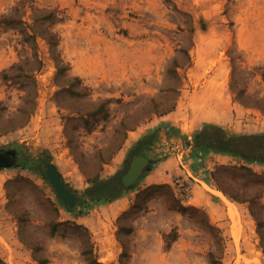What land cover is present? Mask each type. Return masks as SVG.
I'll return each instance as SVG.
<instances>
[{"label": "rangeland", "instance_id": "1", "mask_svg": "<svg viewBox=\"0 0 264 264\" xmlns=\"http://www.w3.org/2000/svg\"><path fill=\"white\" fill-rule=\"evenodd\" d=\"M203 123L264 133V0H0V264H264V163L198 150ZM136 154L75 212L43 175L83 195Z\"/></svg>", "mask_w": 264, "mask_h": 264}, {"label": "trees", "instance_id": "2", "mask_svg": "<svg viewBox=\"0 0 264 264\" xmlns=\"http://www.w3.org/2000/svg\"><path fill=\"white\" fill-rule=\"evenodd\" d=\"M212 131V132H211ZM154 133L151 132L138 140L135 144V149L142 152L143 149L151 148ZM249 139H264V133L260 134H230L223 127L211 123H203L194 134L195 147L203 152L215 151L217 153L230 154L238 156L249 163H264V152H252L251 148L247 146L246 140ZM150 160L148 159L147 169L150 167ZM46 176L45 174H43ZM76 195V202L74 206L61 204L71 212L76 209L86 207V199L88 198L92 204L103 202H111L112 200L121 196L122 192L128 187L122 186L115 179L114 175L106 178H97L92 180L90 185L82 192L83 195H78V191L66 184ZM87 197V198H86ZM78 213V212H77Z\"/></svg>", "mask_w": 264, "mask_h": 264}, {"label": "water", "instance_id": "3", "mask_svg": "<svg viewBox=\"0 0 264 264\" xmlns=\"http://www.w3.org/2000/svg\"><path fill=\"white\" fill-rule=\"evenodd\" d=\"M16 153L17 152L14 149L0 151V168L14 165ZM147 162L148 158L146 156L142 154L134 155L130 161L127 172L123 174L118 180L119 183L124 187H128L135 183V181L142 174ZM45 174L49 182L52 184L58 197L68 206H74L76 202V195L62 182L60 174L57 172L55 166L52 163L45 165Z\"/></svg>", "mask_w": 264, "mask_h": 264}, {"label": "crops", "instance_id": "4", "mask_svg": "<svg viewBox=\"0 0 264 264\" xmlns=\"http://www.w3.org/2000/svg\"><path fill=\"white\" fill-rule=\"evenodd\" d=\"M203 121H213V122H215V123H223V125L224 124H226L225 122H222L221 120L219 121V120H216V119H212V118H207V119H200L199 121H197L196 122V124H199V123H202Z\"/></svg>", "mask_w": 264, "mask_h": 264}, {"label": "bare ground", "instance_id": "5", "mask_svg": "<svg viewBox=\"0 0 264 264\" xmlns=\"http://www.w3.org/2000/svg\"><path fill=\"white\" fill-rule=\"evenodd\" d=\"M215 191H216L217 194L221 195L222 198H223L225 201L229 202V201L226 199V197H224V195L222 194L221 191H219V190H215Z\"/></svg>", "mask_w": 264, "mask_h": 264}]
</instances>
